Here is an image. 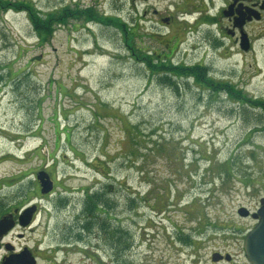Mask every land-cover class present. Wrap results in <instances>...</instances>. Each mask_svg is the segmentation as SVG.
Instances as JSON below:
<instances>
[{
  "label": "rangeland",
  "instance_id": "obj_1",
  "mask_svg": "<svg viewBox=\"0 0 264 264\" xmlns=\"http://www.w3.org/2000/svg\"><path fill=\"white\" fill-rule=\"evenodd\" d=\"M20 1L44 16L67 8L43 38L28 11L0 7V214L37 205L21 226V252L37 264H223L215 253L249 264L244 241L264 198V114L241 103L264 102V50H175L164 61L201 65L219 86L179 78L176 88L144 65L146 55L164 59L150 38L164 29L141 20L150 50H139L129 0ZM72 7L122 20L129 40ZM40 171L54 183L47 194ZM91 196L111 208L96 215Z\"/></svg>",
  "mask_w": 264,
  "mask_h": 264
},
{
  "label": "flooded vegetation",
  "instance_id": "obj_2",
  "mask_svg": "<svg viewBox=\"0 0 264 264\" xmlns=\"http://www.w3.org/2000/svg\"><path fill=\"white\" fill-rule=\"evenodd\" d=\"M129 1L134 8L133 39L139 41V50L149 49L144 47L143 39L147 37L141 33V20L148 19L151 30L155 26L164 29L150 37L161 45L160 50H166L165 53L156 52L163 60H168L175 50H198L202 43L213 50H237L236 54L241 55L264 50V0H173L165 10L159 6L163 0ZM142 4L144 7L139 12ZM203 26L207 27L208 34H202ZM18 182L21 185V180ZM4 217L13 227L0 238V249H4L0 264H10V259L21 255V203L7 205L0 220ZM220 262L232 264L234 260Z\"/></svg>",
  "mask_w": 264,
  "mask_h": 264
},
{
  "label": "trees",
  "instance_id": "obj_3",
  "mask_svg": "<svg viewBox=\"0 0 264 264\" xmlns=\"http://www.w3.org/2000/svg\"><path fill=\"white\" fill-rule=\"evenodd\" d=\"M0 7L5 10L9 9H16V10H26L29 13V17L31 20V23L34 27V30L37 31V33H40L43 35V38L47 37L50 34V24L56 20V23L63 19H65V11L67 8L61 9L59 11L55 12H48L49 15L44 16V14H40L39 10L35 8L33 4L30 3L27 4L25 1H14V0H0ZM72 13L76 17H84L86 20H98L103 21L104 23H112L115 27H118L120 30L125 32L126 40L130 38L131 35V29L128 28L127 24L123 22L122 20L118 18H114L113 16H104L103 14L100 15L98 11L95 9H88L85 10L83 8H73L71 9ZM58 12V13H56ZM145 56V55H144ZM146 59H143V63L146 67L149 68L152 72H155L158 76V79L160 82L164 84H169L172 86H175L177 88V81L179 78H193L197 82V84H200L203 86V83L209 85L208 88H212L213 90L215 88H219L218 85H216L215 82H213V79H210L211 73L206 68L202 67L201 65H187V64H172L171 61H164L162 59H154L152 56L146 55ZM175 79V80H174ZM225 89H228L229 92L232 93V89H230L228 86H225ZM239 99H242L241 95L237 96ZM245 108L247 109H253L256 107H259L261 111L264 114V102H259L258 100H252L246 98L245 101H242L241 103ZM90 203L87 202V204L91 205L90 207L94 212H97L96 215H101L105 213L107 208H111V203L107 201L104 197L101 199H94L93 196L90 197ZM99 204H98V202ZM91 228V227H90ZM101 228L104 229L105 226L101 225ZM89 229V228H88Z\"/></svg>",
  "mask_w": 264,
  "mask_h": 264
},
{
  "label": "water",
  "instance_id": "obj_4",
  "mask_svg": "<svg viewBox=\"0 0 264 264\" xmlns=\"http://www.w3.org/2000/svg\"><path fill=\"white\" fill-rule=\"evenodd\" d=\"M37 180L41 186L42 194H47L51 192L54 188V183L51 180L49 174L45 171H40L37 174ZM260 208L253 213V218L257 219L258 222L254 228L247 234L244 241V253L245 257L250 264H264V198L260 201ZM37 212V205L28 207L21 213V226L26 227L32 223L33 217ZM241 216H249L250 212L245 208L239 210ZM13 227V224L8 221L7 217L0 220V238L9 229ZM226 259V261L231 260V255L226 256L221 253H215L212 256L214 262H219ZM10 264H37V258L33 255L28 247H25L21 252L20 257H13L9 261Z\"/></svg>",
  "mask_w": 264,
  "mask_h": 264
}]
</instances>
